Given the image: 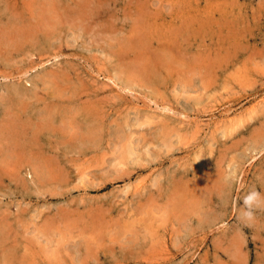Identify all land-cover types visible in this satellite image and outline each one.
I'll return each mask as SVG.
<instances>
[{
    "label": "rangeland",
    "instance_id": "1",
    "mask_svg": "<svg viewBox=\"0 0 264 264\" xmlns=\"http://www.w3.org/2000/svg\"><path fill=\"white\" fill-rule=\"evenodd\" d=\"M0 264H264V0H0Z\"/></svg>",
    "mask_w": 264,
    "mask_h": 264
},
{
    "label": "clouds",
    "instance_id": "2",
    "mask_svg": "<svg viewBox=\"0 0 264 264\" xmlns=\"http://www.w3.org/2000/svg\"><path fill=\"white\" fill-rule=\"evenodd\" d=\"M256 196L257 194L255 193H249L243 198V207L241 211H242V215L245 218L250 219L252 217L251 208L256 202V199H255Z\"/></svg>",
    "mask_w": 264,
    "mask_h": 264
}]
</instances>
